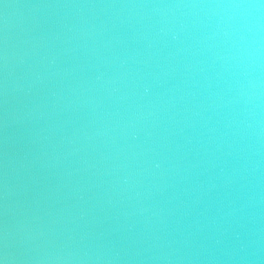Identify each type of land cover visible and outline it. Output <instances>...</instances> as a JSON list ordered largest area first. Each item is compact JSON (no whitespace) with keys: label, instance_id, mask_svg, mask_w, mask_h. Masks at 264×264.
Masks as SVG:
<instances>
[{"label":"water","instance_id":"obj_1","mask_svg":"<svg viewBox=\"0 0 264 264\" xmlns=\"http://www.w3.org/2000/svg\"><path fill=\"white\" fill-rule=\"evenodd\" d=\"M224 2L0 0L4 264H264V48Z\"/></svg>","mask_w":264,"mask_h":264},{"label":"clouds","instance_id":"obj_2","mask_svg":"<svg viewBox=\"0 0 264 264\" xmlns=\"http://www.w3.org/2000/svg\"><path fill=\"white\" fill-rule=\"evenodd\" d=\"M214 7L225 10L229 19L237 22L235 31L252 34L253 38L246 44H242L240 49L246 60L245 67L251 68L260 57L261 49L264 48V45L260 43L264 37L257 35L264 32V0H256V2L253 0H226ZM240 39L243 41V36ZM0 264H4L2 258H0Z\"/></svg>","mask_w":264,"mask_h":264}]
</instances>
